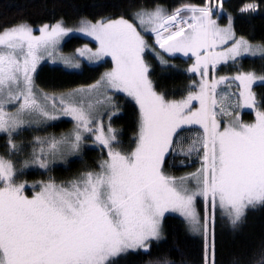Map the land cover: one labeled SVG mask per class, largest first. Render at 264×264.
Here are the masks:
<instances>
[{"label": "snow or ice", "instance_id": "6c2138e0", "mask_svg": "<svg viewBox=\"0 0 264 264\" xmlns=\"http://www.w3.org/2000/svg\"><path fill=\"white\" fill-rule=\"evenodd\" d=\"M212 11L189 5L171 14L162 8L141 9L133 14L138 24L122 17L95 23L84 20L78 29H71L58 20L40 27L39 36L27 24L0 32V133L7 134L10 152L21 150L13 137L27 127L47 125L61 117L75 121L74 129L60 138L35 137L22 167L47 170L57 159L79 154L88 138L85 134H94V143L107 149L99 172L84 173L67 184L49 180L31 198L22 195L24 184L14 182L18 170L13 163L0 157V264H112V258L121 254H147L151 242L161 238V220L169 210L179 211L192 231L202 233L205 264H216V209L236 229L249 208L264 206V111L256 112L254 123L236 121L220 131L212 108L217 103V86L229 78L209 83V67L214 71L217 63L235 62L244 55L264 58V45L254 46L241 37L226 51L215 52L217 41L225 44L234 34L232 18L227 27L219 28L211 19ZM242 11H255V6L249 4ZM186 12L191 16L186 17ZM138 28L154 34L155 44L164 52L195 57L188 71L201 76L197 92L175 101L154 91L144 58L154 49ZM74 31L99 44L95 52L77 49L79 57L99 62L111 56L114 67L87 89L59 96L38 93L33 74L44 58L41 53L52 56L60 41ZM155 55L167 65L159 52ZM75 58L73 54L62 59L67 68L78 69L81 65L73 63ZM231 79L244 89L240 96L245 105L255 108L251 87L257 80L264 81V76L248 71ZM112 89L133 97L140 109L136 147L127 154L114 147L119 144L117 130L110 124L104 129L103 116L111 120L114 113L105 110L97 119V108L112 98L104 95L93 103L90 97L86 101L78 95ZM194 100L200 102L196 111L191 107ZM17 104L15 112L5 111L6 105ZM194 124L203 128V164L193 174L200 178L198 188L190 192L184 187L187 177L166 176L162 165L167 154L176 152L179 130ZM192 151L190 147L186 154ZM198 196L206 202L203 221L194 208ZM163 264L174 262L164 260ZM256 264H264V254Z\"/></svg>", "mask_w": 264, "mask_h": 264}, {"label": "trees", "instance_id": "16d2710c", "mask_svg": "<svg viewBox=\"0 0 264 264\" xmlns=\"http://www.w3.org/2000/svg\"><path fill=\"white\" fill-rule=\"evenodd\" d=\"M158 4L163 5L164 10L169 14L185 5L195 7L210 5V8L214 10L212 16L220 23L227 22L229 17L232 18V27L236 36L243 37L250 43L264 44V0H0V32L17 24L39 28L44 24H54L58 20H63L65 27H71L84 20L96 22L101 19L108 20L118 17L132 18L137 9ZM249 4L255 6V11H242ZM147 39L151 48L154 49L146 53L144 57L150 66L148 78L152 82L154 91L164 95L167 100L185 99L189 92L194 91L193 85L197 83L196 74L188 71L193 64L192 56H168L153 44L150 35ZM85 42L87 40L82 37L71 36L65 40L62 50L71 51ZM156 52H159L160 56L167 61V65L160 63L155 55ZM110 68L109 60L97 65L84 64L77 71L44 64L38 71L36 82L46 91L65 92L95 83ZM218 71L225 73L222 74L225 76L248 71L263 74L264 58L260 55L244 57L238 61L221 65L216 69L218 73L216 75H219ZM253 93L256 108L264 111V83H256L253 86ZM110 94L112 105L109 113H114V115L108 123L117 130L119 140V144L114 147L127 154L134 149L137 142L139 109L129 96L114 91ZM240 115L244 123L253 121V111L244 110ZM72 128L71 120L62 118L40 132L43 137L62 136L70 133ZM197 135L202 139V126L187 125L179 130V135L176 136V152L169 153L164 163V170L167 174L186 175L188 172L194 173L197 170L196 166H202L201 157V159L198 157L189 162L188 156L186 158L185 155L187 146ZM3 137L1 136L0 151L7 153L5 149L7 143ZM88 144L84 141L76 157H69L61 163L62 173L58 178L50 169L42 172L35 170L36 167L33 166L23 168V161L26 159L22 157L14 162L18 170L16 177L18 180L27 182L39 183L41 180L48 179L61 182L74 177L75 173L77 175L80 171L97 168L106 157V153L103 149L91 148ZM202 152L200 149L199 156ZM51 166L53 168L54 164ZM194 208L203 221L206 203L202 196L196 197ZM215 216L216 264H233L234 261L236 264H256L264 254V206L249 208L236 229H233L224 214L217 212ZM204 259L202 233L192 231L188 220L167 214L162 220L161 238L151 242L149 253L145 254L140 251L121 254L112 258V264H148L149 261L156 260H160L161 264L164 260L172 261L174 264H204Z\"/></svg>", "mask_w": 264, "mask_h": 264}, {"label": "rangeland", "instance_id": "374dc122", "mask_svg": "<svg viewBox=\"0 0 264 264\" xmlns=\"http://www.w3.org/2000/svg\"><path fill=\"white\" fill-rule=\"evenodd\" d=\"M156 8H162V9H164V6L158 4V5H155V6H152V7H147V8L146 7H142V8L137 9L136 12H138L141 9H144V10H147V11H152V10H155ZM211 9L213 10V8H211ZM213 12H214V10L212 11V15H213ZM189 13L190 12H186V13H184V15L185 16H188ZM120 18H122V17L108 19V20H105V21L118 20ZM124 19L129 20V22L138 24V21L134 19V15L132 16V18H124ZM211 19L216 22V25L219 28H225L229 24V18H228L227 22H225V23H220L217 20V18L215 19L213 16H212ZM93 23H95V22H93ZM80 26H81V22L77 23L75 26L66 27V28L78 29ZM39 29H40V27L39 28H33V35L39 36L40 35ZM138 30H140V29L138 28ZM231 30H232V33L234 34V39L231 40V41H226L225 44H220L219 41H217L216 47L214 49L215 52L226 51L227 48L232 47V45L235 42V40H238V39L241 38V37H238V36L235 35L232 26H231ZM140 31H141V35H143L144 38L146 39V41H148V39H147L148 34H145L142 30H140ZM75 35L86 39L87 42H85V43H83V44H81L79 46L74 47L71 51H64V50H62V46L65 43V40L68 39V38H70L71 36H75ZM250 44H252L254 46L255 45H264V44H259V43H257V44L250 43ZM85 47H87L88 49H91L92 52H95L97 50V48L99 47V44L92 37H88V36H85V35H83V34H81L79 32H75L74 31V32H72L69 35V37H65L64 39H62L60 41L59 45L55 49L54 54L52 56H48L47 53L42 52L41 55L44 58L37 65V69H36L35 73L33 74V82H34V85L36 87L37 92L38 93H47L49 95L55 94V95L59 96L61 94H67L69 92H72L73 90H76V89H87L90 86V85H88V86H84V87H77V88H74V89H71V90L65 91V92H59V91H53V90L52 91H46V89H43L42 87H40L38 85V83L36 82V76L38 74V71L40 70V68L44 64H47V65H50V66H61V67L65 68V69H67V70L77 71V70H80L81 67L84 64H87V65H97V64H100V63H104L106 60H109L111 62V68L109 69V71L112 70V68L114 67V63H113V61L111 59V56H106L102 61H99V62L90 61L87 58V56L84 57V58L79 57V54L76 52V50L77 49H84ZM162 52H164V51L162 50ZM164 53L166 55H168V56H175V55L183 54V53L169 54V53H166V52H164ZM73 54H75V57H76L75 60L73 61V63H77L78 62L81 65L80 68H78V69H69L63 63V59H62L63 57H68V56H71ZM250 56L251 55H244V56L238 58L236 61H238V60H240V59H242L244 57H250ZM251 57H255V56H251ZM192 58H193V64H194L195 63V57L192 56ZM230 62H233V61L232 60H228L227 62L221 61V62L217 63L216 68H215L214 71L212 70V68L210 66L209 67V69H210L209 75L207 77L209 83L213 82V80H219L221 77H227V78H229L228 81H227V83L220 84V85L217 86L216 95H215V99H216L217 103H216L215 107L212 108V110L216 112V119H217V121H218V123L220 125V131H223L224 127L229 126L230 124H232V123H234L236 121H239L240 123H243V124H251V123H254L255 120H256V112L258 111V109L256 107L255 108H250V107H247L245 105L244 98H242L240 96V92L241 91H244V89H242V88L239 87V81H234L233 79H231V78L235 77L238 73H235L233 75H226L225 76V75H222V74H225V73L218 71L219 72V75H216V74H218V73H216V69L220 68L221 65H225V64L230 63ZM196 75H197V83L195 85L194 91H192V92H197L199 90V87L198 86H199V83H200V80H201V76L198 75V74H196ZM256 75L257 76H264V73L263 74H256ZM256 83H264V81L257 80L252 85V87H251V92L252 93H253V86ZM93 84H95V83H93ZM93 84H91V85H93ZM112 91H114V92H121V93H123V94H125V95L128 96L127 93H125V92H123L121 90H117V89H112V90L108 91L107 93H104L103 90H101L100 93L93 92V93L89 94L88 92H84V93L78 94V95H83V97L86 99V101L90 97L91 100L94 103L97 99H103L104 95H107V96H110L111 97V94L110 93ZM187 96L185 97V99L187 98ZM130 98L135 102V99L133 97H130ZM111 105H112V100H111L110 103H108V104H106L104 106H101V107L97 108V119L98 120H99V113H102L105 110L107 112H109V109H110V106ZM137 106H138V109H139V105L138 104H137ZM191 107H192V110L193 111L198 110L200 108V102L194 100L192 102ZM17 108H18V104L17 105H6L5 106V111L15 112ZM210 108H211V105H210ZM222 109H223V111H221ZM244 110L253 111V115L254 116H253V121L252 122H250V123H246V122L244 123V122H242L240 113L243 114V111ZM139 114H140V109H139ZM62 118H69L71 120V122L73 123V128H72V130H73L74 129V126H75V121H73L70 117H61V118H59V119H57L55 121L48 122L47 125H39V126L38 125H32L31 127H27L25 130L19 132L18 134L14 135V137H13L14 142L17 145H19L20 146V149H21L17 153H11L10 152L9 143H8L9 138H8L7 134L6 133H0V141L2 140L1 139V136H4L3 138H5V141L7 143V148H5L6 151H7V153H1V151H0V157H3L5 160H10L13 163L14 166H15L14 162L16 160H19L20 157H22V159L23 158L28 159L29 156H30V154L32 153V150H33V147H34V145L32 144V141H33V139L35 137H41V138H46V137H56V138H60L61 137V135L60 136L59 135L58 136L57 135H54V136L49 135V136L43 137V135H41V132L40 131H43L44 128H47L48 126H52L54 123H57ZM108 120H109V116L108 115H104L103 116V125H104L105 132L107 131V127L109 125ZM210 123H211V121H209V124ZM185 126H187V125H185ZM185 126H183V127H185ZM192 126H201V125L194 124ZM139 127H140V121H139ZM85 135L88 137L87 140H85V141L89 143L88 144L89 147H91V148H97V149H100V148L103 149L105 151V153H106V157L105 158L107 159V149H104L102 145H99V144L94 143V134H85ZM138 135H139V133H138ZM35 147L38 148L39 146L36 145ZM135 147H136V145H135ZM187 147L188 148H186V153H187V151H188V149L190 147L193 148V151L191 152L190 155L185 153L186 158L188 156L189 162H192L196 158H198V157L200 158L201 157L202 158V159L200 158L201 159V163H203V155H202L203 152L199 156L200 149H202V151H203V140L200 138V136L199 135L195 136L194 137V140L191 141L190 145H188ZM76 156L77 155L65 156L63 159H57L53 163L54 164V167L52 168V166H50L48 169L52 170V173H54L57 176V178H58L60 176V173H62V170H61L62 164L61 163L65 162L66 159H68L69 157H76ZM105 158H104V160H106ZM24 161H23V163H24ZM55 164H57L58 166L55 165ZM180 164H181V162L178 164V166ZM99 166L97 168H92V169H87V170L80 171L77 174V175H79L81 173L79 176H77L76 173L74 172L75 173V176L74 177H70V179L68 178L67 180H62L61 182L60 181H54V180H52V181H54L58 185L59 184H67L69 181H72V180H75V179L79 178L84 173H87V172H90V171L91 172H94V173L95 172H99L100 171V167ZM33 167H36V166H33ZM196 167H197V170L194 173L188 172V174H186V175H178V174L169 175L164 170V164L162 165L163 172H164V174L166 176L176 178L177 180H179V178H181V177H187V179L184 181V187H186L190 192L191 191H196L197 188H198V180L200 178L197 177V176H195V175H193V174L197 173L198 170L201 169L202 166L199 165V166H196ZM35 170H39V171H42V172L45 171V169H40L38 167H36ZM49 180H51V179L41 180V181H39V183H37V182H30V181L27 182V181L20 180V179L18 180L16 176L14 178V182L16 184H24L25 185V187H24V189L22 191V195L27 196L28 198H31L36 192L40 191L41 184L44 183V182H48ZM0 187H3V184L2 183H0ZM198 197H200V196H198ZM194 207H195V201H194ZM208 210L210 212V204L208 205ZM217 212H219L221 214H224V212L221 209H219V208L216 209V212L215 213H217ZM167 214L176 215V216H179V217L185 219V217L183 215H181V213L179 211H171V210H169V211H166L165 212L164 216L167 215ZM164 216L162 217V220H163ZM162 220H161V226H162Z\"/></svg>", "mask_w": 264, "mask_h": 264}, {"label": "bare ground", "instance_id": "6f19581e", "mask_svg": "<svg viewBox=\"0 0 264 264\" xmlns=\"http://www.w3.org/2000/svg\"><path fill=\"white\" fill-rule=\"evenodd\" d=\"M206 7H210V5H207ZM191 15V13H189L188 14V16H190ZM187 17V16H186ZM211 18H212V16H211ZM216 19V18H215ZM153 40H155V36H154V34H153ZM154 42V41H153ZM155 43V42H154ZM204 264H205V259H204Z\"/></svg>", "mask_w": 264, "mask_h": 264}, {"label": "crops", "instance_id": "0c3cea01", "mask_svg": "<svg viewBox=\"0 0 264 264\" xmlns=\"http://www.w3.org/2000/svg\"><path fill=\"white\" fill-rule=\"evenodd\" d=\"M154 42H155V40H154ZM157 45V44H156ZM157 46H159V45H157ZM179 55H181V56H185L184 54H179Z\"/></svg>", "mask_w": 264, "mask_h": 264}]
</instances>
